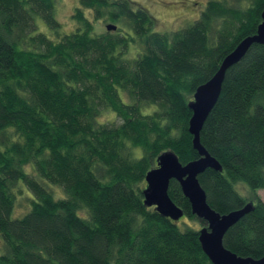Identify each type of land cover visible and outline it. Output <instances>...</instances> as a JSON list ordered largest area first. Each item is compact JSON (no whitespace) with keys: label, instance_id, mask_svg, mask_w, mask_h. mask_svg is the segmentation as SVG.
Returning a JSON list of instances; mask_svg holds the SVG:
<instances>
[{"label":"trees","instance_id":"16d2710c","mask_svg":"<svg viewBox=\"0 0 264 264\" xmlns=\"http://www.w3.org/2000/svg\"><path fill=\"white\" fill-rule=\"evenodd\" d=\"M263 10L264 0H208L192 24L160 33L132 0H78L64 33L55 0H0V264H212L198 230L144 205L145 176L163 153L182 165L199 158L188 105ZM85 12L116 30L97 33ZM199 140L221 167L198 176L208 206L225 215L252 203L224 247L260 259L264 45L226 71ZM168 196L181 221L198 220L174 180ZM20 197L30 210L12 219Z\"/></svg>","mask_w":264,"mask_h":264},{"label":"water","instance_id":"95a60500","mask_svg":"<svg viewBox=\"0 0 264 264\" xmlns=\"http://www.w3.org/2000/svg\"><path fill=\"white\" fill-rule=\"evenodd\" d=\"M105 29L108 32L115 31L116 26L107 24ZM253 44L264 45V10L256 32L242 39L225 56L212 78L196 89L188 105L192 113L188 132L192 136V148L199 158L182 165L172 152L163 153L157 159L156 168L146 174V187L142 191L146 207H154L162 216L178 221L183 217V212L168 196L170 181L174 180L178 183L183 196L190 204L191 213L205 223V227L198 230L199 242L202 251L212 264H264V256L256 260L242 258L223 245L225 233L252 210V203L246 204L239 210L220 215L208 206L205 192L198 182V176L208 168L221 171L218 162L201 146L200 131L220 95L226 71L238 63Z\"/></svg>","mask_w":264,"mask_h":264},{"label":"rangeland","instance_id":"374dc122","mask_svg":"<svg viewBox=\"0 0 264 264\" xmlns=\"http://www.w3.org/2000/svg\"><path fill=\"white\" fill-rule=\"evenodd\" d=\"M140 4L146 9L150 15L155 18L156 26L154 31L165 33L174 32L187 27L196 21L201 12L204 10L208 0H132ZM78 6V0H55V18L61 25V31L69 33L74 30L75 23L72 20L74 9ZM86 15L94 23V27L97 33L105 32V25L111 24L104 20L95 22L89 12H85ZM40 30L50 36L52 39L57 40L55 34H52L45 25H40ZM61 33V32H60ZM56 37V38H55ZM114 119L112 114H108L102 117V121H111ZM117 120V119H115ZM118 122V121H116ZM33 169V168H32ZM25 171L29 173L31 166L25 167ZM236 192L245 198H250V189L245 183H238L233 185ZM48 189L51 191L55 199H61L65 197L63 190L60 187H53L48 185ZM256 194L261 198L264 203V189H260ZM18 203V204H17ZM30 210V205L25 203L24 198L20 197L17 200L16 205L11 214L12 219L21 218ZM177 224L181 227L193 228L199 230L205 227V223L200 220H179ZM0 250L2 248L3 241L0 237ZM2 243V244H1Z\"/></svg>","mask_w":264,"mask_h":264}]
</instances>
